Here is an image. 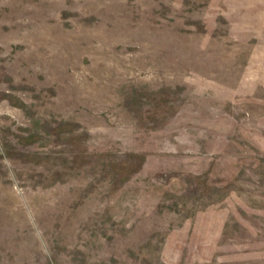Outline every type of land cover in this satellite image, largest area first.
Masks as SVG:
<instances>
[{
	"label": "rangeland",
	"instance_id": "obj_1",
	"mask_svg": "<svg viewBox=\"0 0 264 264\" xmlns=\"http://www.w3.org/2000/svg\"><path fill=\"white\" fill-rule=\"evenodd\" d=\"M0 264H264V0H0Z\"/></svg>",
	"mask_w": 264,
	"mask_h": 264
}]
</instances>
